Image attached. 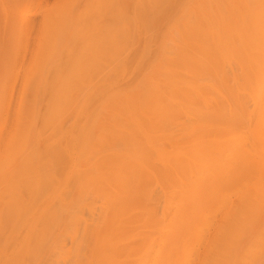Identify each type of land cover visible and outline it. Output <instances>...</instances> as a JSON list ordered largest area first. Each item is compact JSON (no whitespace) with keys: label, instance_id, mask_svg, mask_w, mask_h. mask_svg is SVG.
<instances>
[{"label":"bare ground","instance_id":"obj_1","mask_svg":"<svg viewBox=\"0 0 264 264\" xmlns=\"http://www.w3.org/2000/svg\"><path fill=\"white\" fill-rule=\"evenodd\" d=\"M137 1L138 4L133 7L137 14L163 13L166 9L168 11L154 17L151 23H139L142 42L137 43L143 49L137 54L133 53L131 57L126 55V48L133 41L128 32L133 21L128 20L129 7L120 3L121 0H84V9L76 18L67 17L59 11L45 16L43 30L50 29L51 35L47 38L48 41L42 42L41 46L46 45L40 50L45 51L34 56L32 66L29 67V76L24 80V84L33 88L28 118L34 119L33 106L45 101L47 109L42 115L43 130L33 134L34 145L30 143L27 146L26 152L29 149V153L27 152L23 163L14 172L9 171V157L0 159V164H3L0 166V180L11 183L3 190L8 199L0 206V241L6 242L9 236L12 240V234L20 227L26 229V236L24 242L10 256L0 257V264H28L30 258L34 259L35 252L44 246L49 237L48 233L50 235L51 229L58 222H64L67 225L65 228L72 225L68 223L71 220L67 212L68 204L62 195L68 192V185L76 181V199L79 200L87 188L83 185L86 179L84 176L90 172H81L78 163L87 162V156L96 154L97 149H100L99 152L115 150L117 147L122 150L115 155V160L110 165L106 162L93 164L87 177L88 185L102 187L105 185L103 182L107 181L106 187L115 189L114 193L108 191L109 194L106 195L109 213L103 217V221L93 224L90 229H84L85 233L91 231L88 236L90 241L97 239L98 246L95 244L91 264H128L129 247H118L117 243L121 241L129 223L130 232L133 222H130L131 218L127 215L132 210L128 201L135 195L121 200L119 193L129 190L135 192L140 185V175L151 163L156 162L170 176L174 174L177 177L185 171L186 166L182 162L211 157L214 149L210 150V146L204 145L200 139L206 131V135L210 134L208 130L214 127L212 123L200 126V134L190 140L194 142L192 150L184 152H165L162 149V141L165 140L162 132L171 124L169 122L165 125L169 121L167 118L173 114L175 105L184 100L192 104V98L200 97L204 90L201 87L187 90L186 83H194L203 73L222 82V60L229 58L227 53L222 52V22H228L231 14L215 15L211 19L215 22L214 26L213 23L208 24L199 18L203 11L199 7L206 14L202 4L189 8L187 0ZM181 7H186V15L177 24L182 27L180 39L184 41L183 48L186 51H160V41L157 38L155 62L154 58L145 59L146 48L154 39V35L149 34L152 25L161 24L163 21L166 23L172 11L176 12ZM236 20L232 18V21ZM156 31L157 26L154 33ZM167 38L176 44L172 33ZM20 39L14 38L12 43L15 41L19 45L22 43ZM166 44L165 41L163 46ZM16 58L15 55L9 59V63H14ZM61 59L66 60L63 62ZM116 60L119 66H116ZM148 67H153L152 71L144 75L134 88L112 90L117 79L122 76L124 78L128 70L144 71ZM160 78L162 84H152ZM142 83L151 85L139 89ZM51 91L53 93L50 95ZM41 97L45 99H36ZM98 101L99 107L93 108L92 105ZM103 112L106 115H102ZM147 113L152 117L147 116L146 122L142 115ZM68 116L75 121L71 124V130L63 134L61 122ZM101 118L106 120L104 127L101 125ZM81 119L85 122H80ZM32 129L33 124L31 127L29 122L25 133L29 135ZM45 132H51L52 136L44 141L45 146L39 147ZM194 133L193 128L188 131V134ZM13 143L16 146L14 140ZM159 143L160 147L157 146ZM18 148L23 149V145ZM258 150L253 147L252 150L243 149L241 153L245 158H254L257 168L264 172V156L261 157L262 161L252 157ZM217 160L222 162V147ZM242 171L244 174L226 185V193L223 195L205 198L193 195L192 190L180 197L184 201L183 209L191 208V213L204 222H207L209 213L222 211V205L227 204L232 211L230 217L225 215L230 224L224 229L221 225L218 236L204 248L202 264H246L257 256L255 248L241 252V243L245 240H257L261 236L255 234L258 228L264 232V175L255 178L251 172L248 174L245 169ZM219 174L222 172L211 173L208 185L210 182L215 185ZM23 195H27V202L23 200ZM231 195L237 196L234 204L230 203ZM44 197L48 198V205L40 208L38 201ZM140 218L143 216L136 220ZM36 219L43 227L39 231L35 228ZM148 219L150 228L155 227L157 221L153 211H149ZM190 221L188 216H182L174 222L173 232L188 228ZM100 236L102 237L99 239ZM107 237L111 242L109 246L106 244ZM176 237L173 235L167 240L160 238V244H173ZM7 245H11L10 241ZM0 252L3 253L1 246ZM263 252L264 248L261 250ZM144 261L147 259L134 264H143Z\"/></svg>","mask_w":264,"mask_h":264},{"label":"rangeland","instance_id":"obj_2","mask_svg":"<svg viewBox=\"0 0 264 264\" xmlns=\"http://www.w3.org/2000/svg\"><path fill=\"white\" fill-rule=\"evenodd\" d=\"M143 1L147 2V0ZM138 2L137 0H121L120 2L128 5V20L133 21V26L128 31L130 38L133 37V43L127 44L126 48V55L129 57L143 49L142 45L137 43L142 42V35L138 30L139 23L145 21L151 23L154 17L166 14L168 11L166 9L163 13L137 14L133 7ZM197 4H202L206 10L205 14L204 9L199 7V10H203L199 18L207 21L208 24L213 23L214 26L215 22L211 19L215 15L231 14L228 22H222V52L227 53L229 58L222 60V82L214 80L210 74L203 73L200 79L194 80V83H186L185 89L187 90L196 87L204 88V90L200 97L192 98V104L184 100L175 105L173 114L167 118L169 121L165 123L166 125L171 122L163 129L162 134L165 140L161 143L162 149L168 153L175 150L182 152L192 150L191 146L194 142L190 140L200 134V126L210 122L214 127L208 130L209 135H206V131L200 141L204 145L208 144L210 150H214L208 159L182 162L186 168L177 177L173 176L174 174L170 176L168 171L160 168L161 165L156 162L151 163L140 175V185L135 192L129 190L119 193L121 200L135 195L129 201L127 200L132 207L127 215L130 216V222L132 221L133 224L130 232V223L128 224L124 236L117 243L118 247H129L127 248L128 264L145 259L147 261L143 264H202L204 248L208 242L218 236V228L221 225L224 229L230 224L225 215L230 217L232 211L227 204L222 205V211L209 213L207 222H204L191 213V208L183 209L184 201L180 197H184L185 192L192 190L193 195L205 198L223 195L226 193V185L244 174L242 169H245L248 174L251 172L255 178L264 175V172H260L257 168L254 158H245L241 153L243 149L252 150L255 147L259 150L252 157L262 161L261 157L264 156V0H222L220 2L187 0L189 8ZM84 6V0H0V159L4 156V159L9 157V171L12 170L10 172H14L15 168L23 163L27 152L29 153V149L26 152L27 146L30 143L34 145L33 134H38L43 130L42 115L47 109L45 101L39 102L40 105H31L35 115L34 119L28 118L33 88L24 84V80L29 76L31 69L29 67L32 66L34 56L45 51L40 49L46 44L42 46L41 44L48 41L47 38L51 35L50 29L43 30V20L48 13L57 11L65 13L67 17L76 18L83 11ZM185 15L186 7H181L176 12L172 11L166 23L163 21L161 24L152 25L149 34H153L154 39L152 38L153 42L146 48L145 59L155 57L158 50L155 44L157 38L160 41V51L176 50V53L186 51L183 48L184 41L180 39L182 27L177 24ZM232 18L237 20L232 21ZM156 26L158 31L154 33ZM170 33L175 37L177 45L168 40ZM14 38L20 39L22 43L18 45L14 41L13 44ZM165 41L167 44L163 46ZM15 55L17 58L14 63H9V59ZM65 60L61 59L63 62ZM155 60L156 58L153 61ZM115 63L116 66L120 65L118 60ZM127 67H129L128 64ZM152 68L148 67L144 71L128 70L124 78L122 76L117 79L112 90L123 91L127 88H134V85L138 84L144 75L150 73ZM152 84H162L161 78ZM150 85L142 83L139 89ZM52 93L51 91L50 95ZM44 97L36 99L44 100ZM99 105L100 101L94 103L92 107L98 108ZM102 115H106V112ZM147 116L152 117L148 113L142 115L146 122L148 121ZM101 119V125L104 127L106 120ZM74 121L75 119L71 116L62 120L63 134L71 130V124ZM29 122H31V127L33 124V129L28 135L25 132ZM80 122L84 123L85 120L81 119ZM192 128L195 133L188 134ZM22 132L24 133L21 134ZM51 136V132H45L39 147L45 146L44 141ZM13 140L16 146L23 145V149L16 147ZM161 143L157 146L160 147ZM220 147H222L221 163L217 160ZM99 150L97 149L94 155H88L87 162L79 161L81 172L91 173L92 165L96 163L106 162L110 165L115 160L113 159L115 155L119 154L122 149L117 147L115 150L109 149L101 152ZM239 154L242 155L239 156ZM244 165H247V168ZM216 171L222 174H219L215 185L211 182L208 185L210 174ZM90 173L83 175L86 178L83 185L87 188L80 195L79 200L76 199V181H72L68 185V192L62 195L68 204L67 212L71 219L68 223L72 225L65 228L67 225L64 222H58L51 229L50 235L48 233L50 240L48 237L44 246L35 252L34 259L30 258L28 264H91L97 239L90 241L91 238L88 236L91 231L88 230L85 233L84 229L85 227L90 229L93 224L103 221V217L109 213L106 207L108 203L106 195L109 192L114 193L115 189L106 187L107 181L103 182L105 185L102 187L88 185L87 177ZM7 184L11 183L0 180V206L8 199L3 193ZM236 197L235 195L229 196L231 204L236 203ZM23 200L27 202V195H23ZM46 200H48L46 197L40 199L38 207L45 208L48 205ZM197 210L200 209L197 207ZM149 211H153L157 221L153 228H150ZM141 216L143 218L136 220ZM182 216H188L191 220L190 226L173 232L174 222ZM36 222L35 228L39 231L43 227L39 220L36 219ZM255 234H261V236L257 240L251 242L245 240L241 243V252L251 248L257 251V256L246 264H264V252L261 253L264 248V232L258 228ZM173 235L177 236L173 244H160V238L167 240ZM25 236L26 229L20 227L12 234V240L15 239L13 243L10 236L6 242L0 241V246L3 248L0 257L10 256L11 252L17 250L24 242ZM9 241L11 245H7ZM106 244L108 246L111 244L108 237ZM107 252L109 253L108 250Z\"/></svg>","mask_w":264,"mask_h":264}]
</instances>
